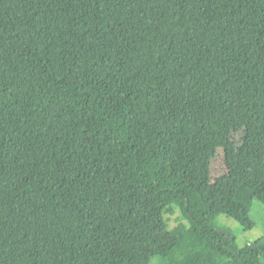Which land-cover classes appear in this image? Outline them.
I'll list each match as a JSON object with an SVG mask.
<instances>
[{"label": "trees", "instance_id": "16d2710c", "mask_svg": "<svg viewBox=\"0 0 264 264\" xmlns=\"http://www.w3.org/2000/svg\"><path fill=\"white\" fill-rule=\"evenodd\" d=\"M261 21L264 0H0V264H264V233L217 226L253 227L264 164L210 169Z\"/></svg>", "mask_w": 264, "mask_h": 264}, {"label": "rangeland", "instance_id": "374dc122", "mask_svg": "<svg viewBox=\"0 0 264 264\" xmlns=\"http://www.w3.org/2000/svg\"><path fill=\"white\" fill-rule=\"evenodd\" d=\"M234 88L235 96L226 113L222 142L211 160V178L226 171L224 152L228 149L264 164V21L259 23L240 53ZM249 217L254 223L251 229H242L222 214L217 217V226L230 228L239 245L252 243L264 233V205L260 201L253 200ZM165 218L169 228L180 221L178 212L167 214Z\"/></svg>", "mask_w": 264, "mask_h": 264}]
</instances>
